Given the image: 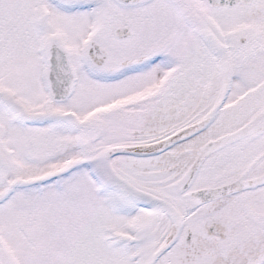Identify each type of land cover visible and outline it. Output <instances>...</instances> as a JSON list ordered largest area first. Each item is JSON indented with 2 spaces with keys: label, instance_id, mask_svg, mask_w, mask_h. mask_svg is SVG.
<instances>
[{
  "label": "flooded vegetation",
  "instance_id": "obj_1",
  "mask_svg": "<svg viewBox=\"0 0 264 264\" xmlns=\"http://www.w3.org/2000/svg\"><path fill=\"white\" fill-rule=\"evenodd\" d=\"M59 1L68 9L90 12L84 39L76 53L69 52L77 78L67 100L84 81L76 69L78 61L101 92L106 90L103 97L95 95L96 102L110 98L94 107L89 117L73 110L64 113L77 114L91 139L80 141L83 165L91 164L107 147L142 148L177 134L178 141L160 154L119 155L95 162L99 169L108 165L118 184L165 203L178 214L172 219L116 193L129 205L121 215L130 218L129 235L148 238L155 252L164 241L153 247L152 237L162 224L166 236L178 235L168 251L172 250L173 264H264V0L219 6L205 0ZM107 2L114 14L102 18L104 24L108 21L106 48L97 39L100 21L92 24L90 19L98 18ZM42 4L33 0L30 20L35 29L52 34L49 5L39 9L43 15L36 21V7ZM125 27L130 35L117 37L116 30ZM91 42L105 51L103 61L92 62L95 68L87 59ZM38 46L41 76L46 66ZM211 114L214 118L207 127L190 133L191 126ZM254 121L255 132L236 135ZM154 127L161 129L153 137L142 133ZM109 131L125 137L110 143ZM222 139L224 143L204 155L210 143ZM6 175L7 171L0 176L1 184ZM234 184L246 187L211 200L198 195ZM94 225L97 234L108 226Z\"/></svg>",
  "mask_w": 264,
  "mask_h": 264
},
{
  "label": "rangeland",
  "instance_id": "obj_2",
  "mask_svg": "<svg viewBox=\"0 0 264 264\" xmlns=\"http://www.w3.org/2000/svg\"><path fill=\"white\" fill-rule=\"evenodd\" d=\"M38 1L43 4L36 7L37 13L49 5L46 13L51 18L49 31L69 52L76 53L88 30L90 12L68 9L66 4L62 7L48 0ZM32 5V0H0V96L10 98L29 116L26 121L0 107V155L7 161L9 179L17 177L33 182L0 203V263L131 264L123 246L104 243L101 232L97 234L94 230V224L99 223L101 228L106 224L118 235L128 237L130 218L121 216L119 209L112 204L111 208L103 197L97 196V186L92 182L88 166L81 161L79 143L80 138L87 143L91 139L75 125L73 129L63 125L60 117L52 119L62 117L67 110L89 117L94 107L107 104L110 98L96 102L95 95L103 97L106 90L101 92L100 86L92 82V77L78 61L76 69L84 81L77 92L65 103L50 100L40 76L38 36H34L30 22ZM111 6L107 2L98 14L101 30L97 39L106 48L109 47L108 21L104 24L102 18L114 14ZM38 120L44 121L43 125L36 124ZM160 129L154 127L142 133L153 137ZM110 134L109 131L110 139L106 137L110 143L125 137L123 133ZM75 162H79L78 166H74ZM59 172L63 177L61 187L54 183ZM35 181L45 182L44 188H36ZM4 191L6 186L0 183V198ZM113 201L114 205L129 208L121 198H113ZM156 229L153 247L171 237L166 236L162 224ZM182 249L189 255L186 246ZM157 264H173L172 250Z\"/></svg>",
  "mask_w": 264,
  "mask_h": 264
},
{
  "label": "water",
  "instance_id": "obj_3",
  "mask_svg": "<svg viewBox=\"0 0 264 264\" xmlns=\"http://www.w3.org/2000/svg\"><path fill=\"white\" fill-rule=\"evenodd\" d=\"M208 4L210 5H220V4H228L231 5L232 3L238 1V0H206ZM244 1H250V0H244ZM127 3H130V1H127ZM190 21V20H189ZM128 29H121L116 32L117 37H125L130 35V33H127ZM51 40V41H50ZM53 41V42H52ZM43 52L46 55L47 64L49 66V69L44 74V81L48 88V91L50 92L51 97L56 101H63L66 99L73 90V69L70 66V56L67 53L66 49L62 47L54 37H50L48 40V43L43 47ZM103 50L99 48V46L95 43L92 44V46L88 50L89 54V61H98L99 57L98 55L102 54ZM101 61V60H100ZM70 66V67H69ZM72 77V78H71ZM214 115H209L207 118L203 119V121L200 124H196L190 127V133L194 134L201 130H203L205 127H207L211 121L213 120ZM246 132H255V121L248 125L243 132H239L236 135H240L241 133ZM176 135L170 136L162 141H159L158 143L150 146V147H142V148H124V147H109L106 149H103L98 155L95 156L92 162L93 168L95 167L94 162L98 158H108L113 157L117 155H133V156H152L157 155L162 152H164L166 149L170 148L172 145H174L178 139L176 138ZM225 140H219L216 142L210 143L205 149H204V155H208L210 151H213L217 147H219L220 143H224ZM228 141V140H227ZM203 153V152H202ZM204 156H201L199 158L200 162L201 158ZM5 169V163L0 158V173H2ZM197 169V165L192 170V175H194L195 171ZM99 176L101 177V180H103L107 185L111 188H114L118 191L124 192L126 195L131 197L134 201H136L139 204L151 206L154 208H157L166 214H168L173 219L178 216V214L167 204L156 202L151 199H147L146 197H142L139 195H136L131 191L130 189H127L123 187L122 185L116 183L115 181H112L109 175L106 173L99 172ZM246 187V186H244ZM244 187H238L237 184H234L230 187H226L224 189H219V192L217 190L213 191H207L203 193V195H199L206 200H211L216 197L232 193L236 189H242ZM177 236L175 235L171 241L164 244L156 253H153L148 260L147 264H155L158 259L167 252L172 245L177 240Z\"/></svg>",
  "mask_w": 264,
  "mask_h": 264
},
{
  "label": "bare ground",
  "instance_id": "obj_4",
  "mask_svg": "<svg viewBox=\"0 0 264 264\" xmlns=\"http://www.w3.org/2000/svg\"><path fill=\"white\" fill-rule=\"evenodd\" d=\"M185 134H187V133H185ZM168 138V137H167ZM166 139V138H165ZM106 169V168H105ZM107 170L108 171H111V169H110V167H107ZM170 235H172V234H170Z\"/></svg>",
  "mask_w": 264,
  "mask_h": 264
}]
</instances>
